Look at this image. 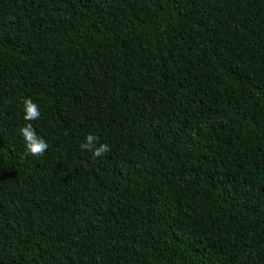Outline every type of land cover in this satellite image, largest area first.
Here are the masks:
<instances>
[{"label": "trees", "instance_id": "trees-1", "mask_svg": "<svg viewBox=\"0 0 264 264\" xmlns=\"http://www.w3.org/2000/svg\"><path fill=\"white\" fill-rule=\"evenodd\" d=\"M0 264H264V0H0Z\"/></svg>", "mask_w": 264, "mask_h": 264}, {"label": "clouds", "instance_id": "clouds-1", "mask_svg": "<svg viewBox=\"0 0 264 264\" xmlns=\"http://www.w3.org/2000/svg\"><path fill=\"white\" fill-rule=\"evenodd\" d=\"M23 112L25 121H35L41 116L38 105L31 99L25 98L23 101ZM26 151L33 156H40L48 149V143L38 136L32 123H27L20 128ZM84 150L90 151L93 157H101L110 151L107 143H100L98 136L89 133L85 137V141L80 145Z\"/></svg>", "mask_w": 264, "mask_h": 264}]
</instances>
